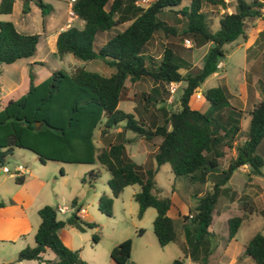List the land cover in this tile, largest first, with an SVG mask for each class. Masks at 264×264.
<instances>
[{
    "label": "trees",
    "instance_id": "1",
    "mask_svg": "<svg viewBox=\"0 0 264 264\" xmlns=\"http://www.w3.org/2000/svg\"><path fill=\"white\" fill-rule=\"evenodd\" d=\"M14 0H0V13L10 14ZM22 14L33 3L41 16L51 10L43 0H20ZM152 0L142 7L136 0H73L72 13L82 21L79 28L69 25L55 37V54L61 57L69 53L80 60L100 59L112 71L102 75L82 67L70 71L53 70L45 79L33 84L34 73L28 65V84L25 92L8 100L0 109V167L14 148L27 150L36 156L40 164L47 161L75 164H98L108 172L106 181L110 195L97 196L96 208L105 216L111 215L112 198L128 185L137 184L133 194L137 204L136 217L146 208L154 209L151 228L157 244L162 247L174 241L172 220L167 215L171 205L168 197H156L151 193L153 176L157 167L168 164L174 176H184L190 181L209 183L207 191L196 198L189 209V221L194 224V239L188 242L187 254L206 264L211 246L207 231L211 213L218 196L224 193V184L238 166L246 164L249 171L264 180L260 167L262 157L256 152L264 138V98L248 111L249 119L245 139L234 145V157L225 168L219 170L224 147H229L239 130L242 111L232 107L221 86H213L201 92L207 108L200 112L189 106L190 97L200 83L217 69L224 56L223 46L237 37H245L246 18L264 16L261 3L234 0L233 12L218 16L217 27L210 31L205 23L202 8H225L224 0ZM162 10H169L184 19L178 31L158 17ZM128 22L120 31L109 36L102 44L95 45L98 35L113 26ZM167 39L160 58L155 63L145 53L146 46L156 33ZM39 34L18 32L9 20L0 21V64H8L18 58L34 54ZM191 39L194 47L207 44L200 66L194 71L180 73L188 63L175 51L171 40ZM210 43L214 45L209 46ZM147 61V63H146ZM148 78L152 82L148 93L136 102L134 112L118 109L119 101L129 100L125 80L134 82ZM169 82H183L175 109L166 108ZM260 89L264 91L261 80ZM152 109L148 110V106ZM163 115V116H162ZM38 123V125H36ZM115 128L119 131L111 133ZM98 131V145L95 132ZM150 140L159 138L154 151L142 164H137L126 154L124 133ZM98 169H89L81 178L90 183L98 177ZM21 183L20 176H14ZM246 197H241L238 208L242 215L226 219V238L234 236L242 221L251 213L264 219V207L257 211ZM75 200L72 199L71 206ZM56 207L43 205L37 210L39 222L33 234V245L17 251L14 261H42V253L48 249L56 260L51 264H85L78 250L66 247L58 237V230L71 226L79 231L96 227L77 216L78 208L63 220L56 218ZM264 226V223H263ZM142 229L136 233L141 234ZM98 237L91 234V240ZM131 239L126 238L109 251L112 264H134L130 261ZM198 253L201 255L198 257ZM242 254L255 264H264V236L254 233L244 244ZM0 264H11L0 262ZM170 264H185L183 258H174Z\"/></svg>",
    "mask_w": 264,
    "mask_h": 264
},
{
    "label": "rangeland",
    "instance_id": "2",
    "mask_svg": "<svg viewBox=\"0 0 264 264\" xmlns=\"http://www.w3.org/2000/svg\"><path fill=\"white\" fill-rule=\"evenodd\" d=\"M43 1L45 3H48L47 0ZM151 1L152 0H139L136 3L144 7ZM224 1L226 7L223 9L210 5L204 6L202 8L205 23L210 31H214L216 29L218 16L223 12H227V8L229 9L232 5L235 4L234 0ZM245 1L251 2L252 0ZM257 1L261 3L260 10L263 14L264 0ZM187 3L188 0H181L177 8L186 5ZM32 15L29 14V18L27 20H29L32 16L33 19H30V21L33 22L28 23V21H26L24 28H19L20 32H24L27 34L41 33V18L39 14L38 18H36L34 14ZM68 15L69 17L71 16L69 13ZM21 16L25 15L21 13L19 8H14L12 14L0 13V21L10 20L12 18L16 23L19 22V17ZM159 17L172 24L174 27H176L178 31L184 24L183 18L169 10H163ZM256 19L258 22H261L264 20V16H260L257 18H246L243 26L245 37H237L235 40L224 44V56L219 61V67H217L215 74H210L200 83L197 89L199 93L213 86H221L225 91L227 97L230 98V95H232L234 91L239 89V87H246L248 93L251 94L254 91L255 94H258L260 99L264 98V91L260 89V83L258 82L259 80L264 82V49H262L264 47H260V49H258L257 47V43H259V41L264 43V39H261V35H258L257 37H254L252 35L254 37V41L249 46L248 52L253 51L258 54L254 66V71L248 69V62H246L245 60L246 51L243 43V39H246V37L250 33L249 29L253 28L252 23ZM65 20L66 16L62 14L58 19V22H52V26L48 28V30L50 31L46 32V34L43 35V39L46 40L50 32L52 33L54 32V30H58V27L61 24H64ZM74 21L75 20H70L68 22H73L74 26H79L77 23H74ZM127 23L128 22H124L122 24L113 26L109 30L104 31L103 33L98 35L95 40V45H100L109 36H111L117 31L122 30L127 25ZM161 35L162 33L159 32L154 34L145 49V53L150 55L151 59L155 63L160 58L162 47L166 43L165 38ZM189 40L191 43V47H185L183 45V41H179V39L177 38L171 40L172 43H174L175 45V51L178 52L179 56H182L184 59H186V62L188 63L187 69H179V72L182 74L186 71L194 72L198 68L201 61L202 50L196 49L197 47L193 46L191 39ZM43 43L44 42L40 40L37 44L38 48L36 55L38 57L50 55V53L48 54L45 52V47ZM48 60L50 61V56L47 57L46 61ZM54 60L56 61V63L59 64V66H61V68L65 70H69L70 68L78 66L86 70L96 71L102 75H107L109 72L112 71L110 68L105 66L100 59L80 60L74 58L69 53L64 54V56L60 60H58L57 56H55ZM6 65L8 64L1 63L0 71H4ZM253 74L256 76V79L252 76ZM124 83L127 89V95L129 100L119 101L116 107L125 112H132V107L134 106V103H136L138 100L140 101L141 96L146 95V93H148L150 89L151 80H149L148 78H143L135 83L129 82L128 80H125ZM181 87L182 85L180 84L176 87V90L173 93H169V100L166 102L167 109L171 110L177 107V98L180 94ZM0 94H2V91L0 92ZM205 105H207V103L202 97L195 98L192 95L189 99V106L198 111H203V106ZM150 109H152V105L148 106V110ZM240 120V127L242 130H245L248 124L247 116H244ZM115 131H119L118 128L112 130L111 133H114ZM127 134L131 135V132H127ZM242 137L243 136H241V134L237 132L233 139H235L238 143V141H241ZM153 142L154 140L148 141V150H152L154 148ZM133 147V143L125 144V149L128 152L132 150ZM224 148L225 149L223 150H225V152H228V150H226V148L228 149V147ZM131 160H133L137 164H139L140 162V159L135 156H131ZM227 162L228 160H226L225 158L223 164L226 165ZM15 163L19 164V166H21L22 168H27L32 163L37 166L42 165L37 161L36 156L34 154L20 148H14L12 152L5 157L4 160V165L7 166V168H10V170L13 169ZM44 167H46L47 169V174H50L49 171L54 174L53 177H47V182L45 184V189L49 192L50 199L57 200L56 202H58L59 206L66 204L70 212L74 209V206H71L72 199H75L77 202H82L83 207L87 208V210H89L90 212L95 209V219H97L96 221H94V223L96 224V227L94 229H85L83 233H79V235H81L82 237L79 240V244L83 246L81 249V254L84 258H87L82 259L80 257V259L83 260L85 263L90 264L88 261V256L91 252V249H93L92 247H95V249L100 250L101 254H103L106 259L109 258V253H107V249L109 248V237H111L114 232L116 233L114 225H118L121 223L118 220H114L112 216H105L104 214L100 213L98 210H96L94 204L89 203V199H93L91 194L92 188L97 191V196L101 193L110 195L109 189L106 184V181L109 176L108 172L105 171L98 164L87 165L48 161L46 162ZM88 169H98L99 175L90 183L82 182L81 178L85 175ZM83 170L86 171L84 172ZM60 172H62L63 175H60ZM245 177L246 175L244 173H238L237 175L233 176V179L231 181L232 183H234L240 179L245 180ZM259 179L261 181V178ZM205 184L207 185L206 187L198 182L193 183L184 176H174L170 172L169 166L166 163L161 164L157 167V170L153 176L151 193L154 194L156 197H168L170 201L173 202V213H171V220L173 231L175 234L174 241L162 247L157 244V242L155 241L156 239L152 233L151 224L154 217V209L146 208L140 218L136 217L137 204L133 200V194L139 190L137 184L125 186L116 197L112 198L113 200L115 199L113 204V213L115 215L121 214L124 211V213L127 214V220L131 219V221L138 224L137 226H139V228H141V226H145V228L149 230L148 234L144 235L142 238L132 239L133 243L131 257L136 260L135 262H137V264H164L166 258L169 256L174 258L181 257L188 264H201L198 260L192 261L188 257L185 258V255L187 254V251H185V249L188 244L184 243V238L182 234L183 231L182 227L180 226V217L177 216V210L180 211L184 209V211H186V208H183V204L179 202V199H193L192 196L196 192H200V194L203 195L209 188V184ZM258 185V183H253V187L250 189V192L253 193L255 191V188L258 187ZM261 185L264 190V182L261 183ZM225 199H229L228 192L218 196L214 206V210L212 212L211 229L214 231V233L213 236L211 238L208 237V239L210 240L211 246L214 245V247L210 251L211 254L209 253L210 256L208 257V254L206 257V264H228V257L236 251V248H238L236 245L237 243H246V241L256 232L264 236V219L258 213H251L242 221L236 233L234 234L235 242H230L229 240H227L226 222H224V219L226 217L231 216H240L242 215V210H236L237 205H235L234 203L230 204V207L223 208L222 205L226 203ZM232 199L241 198L237 197L236 194V196H233ZM256 199H264V191L262 195L258 193ZM193 204L194 202L191 201L189 206L191 205L192 208ZM52 206L55 207L54 204ZM56 213L57 216H60L58 209ZM188 215L189 210L185 218L188 224H191L189 222V219L187 218ZM115 219H117V216H115ZM92 233L96 234V236L98 237L96 242H93L91 240ZM148 235L153 241V245L151 247H148V254L144 256L141 253V247L143 245L146 246L145 243ZM142 241H144L145 243H143ZM247 259L248 262L245 264H254V262L250 258Z\"/></svg>",
    "mask_w": 264,
    "mask_h": 264
},
{
    "label": "crops",
    "instance_id": "3",
    "mask_svg": "<svg viewBox=\"0 0 264 264\" xmlns=\"http://www.w3.org/2000/svg\"><path fill=\"white\" fill-rule=\"evenodd\" d=\"M137 1L139 0H136V2ZM47 2L51 5V10L49 13L43 16H41L40 10L33 3H29V11L24 14L27 17L25 16L19 17V22H16V23L14 22L12 18L9 20L13 23L15 29L18 32H20L19 28L23 29L26 24V21H28V23L33 22V21H30V19H33L32 14H34L36 18H38V14H39L41 18L42 28H41V33L38 36L34 54L28 57L18 58L13 62L8 63L4 71H0V92L2 91V94H0V109L3 107V105L8 100L15 99L25 92L27 88V84H28V76H27L28 69L27 68L29 64L31 66V70L34 73V77L32 80L33 84H37L43 79H45L53 70H58V69L65 70L61 68V66H59V64L56 63V61L54 60L56 56L55 46H54L55 37L60 30L67 28L69 25H73V22L70 23L68 21L75 20L74 23H77L79 25L77 27L79 28L82 26V21L77 19L73 13H69V11H71L70 10V6H71L70 0H47ZM14 8L16 9L21 8L20 0L13 1L11 14ZM234 8H235V4L232 5L229 9L227 8V13L233 12ZM162 12L163 10L158 14V17ZM68 13L71 15L70 17ZM29 14H31L32 16L29 20H27L29 18L28 17ZM62 14L66 16V20L64 24H61L62 26L61 25L59 26L57 24L59 26L58 30L56 29L54 30V32L52 33L50 32L47 39L44 40L43 35L46 34V32L50 31L48 30V28L52 26V22H58V19L60 18ZM161 20L165 21L164 19H161ZM165 22L169 25H172L168 23L167 21ZM252 25H253V28L249 29L250 33L248 34L246 39H243L244 40L243 43H244V48L246 51L245 60L246 62H248L247 63L248 69L254 71V66H255L256 58L258 57V54L253 51L248 52V48L253 43L254 37L261 35L262 37L261 39L262 40L264 39V20L261 22H258L256 19L255 21H253ZM20 33L27 34L24 32H20ZM40 40L44 42L43 44L45 47V52L48 54L50 53L49 55L50 61L49 60L46 61L47 57H49L48 55L47 56L44 55L40 57L36 55L37 48H38L37 44ZM165 40L167 42L166 38ZM257 47L258 49H260V47H264V43L259 41V43H257ZM206 48H207L206 44L201 45L196 48L198 50H202L201 58L203 54L205 53ZM63 56L64 54L61 57L57 56V59L60 60ZM180 57L183 58L182 56ZM184 60L186 61V59ZM200 64H201V61H200ZM71 69L72 68H70L69 70H65V71H70ZM109 74L110 72L107 75ZM212 74H215V72ZM252 76L255 77L256 79V76L254 74ZM139 80L134 81L132 83L138 82ZM180 84L182 86L184 85L183 82H178L176 83V87L179 86ZM151 86H152V82L150 83V87ZM166 89H167V86H166ZM196 94H198V97L195 96ZM193 96L195 98L202 97L201 93H199L198 91L195 92ZM227 99H228L229 104L232 107L242 111L243 114L241 118H243L244 116H247L248 119H249L248 111L253 107V105H255L257 102L261 100L258 94H255L254 91L251 94L248 93L246 87H239V89L234 91L232 95H230V98L227 97ZM168 100L169 99L167 98L166 102ZM134 105H136V103H134ZM207 105L203 106L204 110L207 108ZM132 112H134V110ZM240 121L241 120H239V123H238V126H239L238 133H240L241 136L243 137L241 141H238V143H241L242 141H244L245 139L244 134L247 128L246 127L245 130H242L240 127ZM94 136L97 140L96 141L97 144L99 145L100 141L97 139L98 131L95 132ZM123 137L128 140L125 144H130V143L134 144L133 149L130 150L129 152L126 151L125 149L126 154L130 158L131 156L138 157L140 159L139 164H142L146 160L148 155L154 151L159 141V138L157 137H153L150 140H144L141 137L134 136L133 133H131V135H128L127 132L124 133ZM153 140H154L153 142L154 148L152 150H148V141H153ZM236 143L237 141L233 139L228 149L226 148L228 152H225V150H223L224 152L223 156L220 158V165H219L220 171L223 170L226 166L225 164H223L224 159L226 158V160H229L231 157H234V154H235L234 145ZM125 144H124V147H125ZM256 152L263 159V164L260 167V171L262 174H264V138L258 144L256 148ZM45 164L46 163L42 164L41 166L39 165L37 166L32 163L27 168L23 167L21 170V174L19 175L22 178V181L19 184L14 182L13 180L14 176L11 173L1 172V169H0V262H10L11 264H51L56 260V257L54 256V254L50 252L48 249H45L44 252L42 253V259H43L42 261H37V260L14 261L15 255L18 250H20L24 246L33 245V234L39 222L37 210L41 206L43 205L52 206L54 204L56 209H58V212L60 215V216H57V213H56V218L60 220L65 219L72 212L68 210L66 204L59 206L58 202H56L57 200L55 199L52 200L49 198V192L45 189V184L47 182V177L48 178L49 176L53 177L54 174L51 171H49L50 174H47V171H46L47 169L46 167H44ZM16 165H19V164L15 163L13 168ZM8 169L10 170V168ZM238 173H244L246 175L245 180L240 179L232 183L231 180L233 179V176L237 175ZM60 175H63L62 172H60ZM258 177L261 178V181ZM192 182L194 183V181ZM263 182H264L263 178L259 175L252 174L249 171V167L246 164H242L238 166L236 169L233 170V172L230 174L228 180L223 186L224 193L228 192V195H229V199H225L226 203L222 205L223 208L230 207V204L234 203L235 205H237L236 210H238L239 209L238 203L240 199H232V197L236 196L237 194V197H240V198L246 197L247 199H244V200L245 201L249 200L250 203L255 207L257 211L262 210L264 207V199H256V197L258 193L262 195L264 191L261 185V183ZM205 183H208V182H205ZM205 183H203V185L206 187L207 185ZM253 183L255 184L258 183L259 185L257 188H255V191L251 193L250 189L253 187L252 186ZM91 194H92L93 199H89V203L94 204V206L96 207L97 191L94 188H92ZM200 195H201L200 192H196L192 196L193 199H179V202L183 204V208H186V211H184V209L180 211L177 210V216L180 217V222H181L180 226L182 227V231H183L182 234L184 238V243L186 244H188V242L194 239L195 234H194V224L191 223L190 221L189 222L191 224H188L185 216L188 210L191 209V205L189 206L190 202L191 201L194 202L193 204L194 206L196 203V198L199 197ZM114 200H112L110 216H112L114 220H118L121 224L114 225L116 233L114 232V234L111 237H109V248L107 249V253H109L110 249L117 243L121 242L122 240L126 238H130L131 239L130 261L133 262L134 264H137V262H135L136 260H134L131 257L132 243H133L132 239L142 238L144 235L148 234L149 230L145 228V226H141V228H139V226H137L138 224L131 221V219L127 220V214H125L124 211L121 214L115 215L113 213ZM172 206H173V202L171 201V205L169 209L167 210V215L171 219H172L171 213H173ZM77 208L79 209L77 212V216L80 217L82 220L87 221V222L96 221L97 218L95 219L96 217L95 209H93L94 211L92 210V212H90L89 210H87V208L83 207L82 202H77L75 200L73 211H75V209ZM115 216H117V219H115ZM227 218L228 217L224 219V222H226ZM211 224H212V213H211V222L209 226L207 227V231L210 233H214V231L211 229ZM137 229H142L143 230L142 233L137 234L136 233ZM84 231L85 229L83 231H79L74 227L64 226L58 230V237L62 241V243L69 249L78 250L79 257H81L82 259H87L82 256L81 249L83 246L79 244V240L82 238L81 235H79V233L81 234ZM229 241L235 242L234 236L230 238ZM142 242L145 243L144 241ZM145 244L146 246L143 245L141 247V253L144 256L148 254V247H151L153 245V241L151 240L149 235L147 236V240ZM244 244L245 242L243 244H240V243L236 244L238 248H236V251L228 257L227 259L228 264H240V263L245 264L248 262L247 258L249 257L244 256L242 254ZM92 248L93 249H91V252L88 256L89 257L88 261L90 264H112L111 260L109 258L106 259L104 255L101 254L100 250L95 249V247H92ZM210 254L208 255V257L210 256ZM197 255L199 257L201 254L198 253ZM186 257H188L192 261H197L196 259H192L188 254L185 255V258ZM173 259L174 257H171V256L167 257L164 264H170V262ZM185 264H188V263L185 262Z\"/></svg>",
    "mask_w": 264,
    "mask_h": 264
},
{
    "label": "built area",
    "instance_id": "4",
    "mask_svg": "<svg viewBox=\"0 0 264 264\" xmlns=\"http://www.w3.org/2000/svg\"><path fill=\"white\" fill-rule=\"evenodd\" d=\"M70 1L72 3L73 0H70ZM69 13H72V11H69ZM183 45L185 47H191L190 40L189 39H183ZM217 67H219V63L217 64ZM167 90L169 93H173L176 90V83L169 82L167 85ZM195 96L198 97V94H196ZM0 169H1V172H9L13 176H19L21 174L22 167L19 165H16L12 170H9L7 167L2 166V167H0ZM59 210H61V209H59ZM188 217H190V214L188 215Z\"/></svg>",
    "mask_w": 264,
    "mask_h": 264
},
{
    "label": "water",
    "instance_id": "5",
    "mask_svg": "<svg viewBox=\"0 0 264 264\" xmlns=\"http://www.w3.org/2000/svg\"><path fill=\"white\" fill-rule=\"evenodd\" d=\"M214 44L213 43H210L209 46L212 47ZM36 125H38V123H36Z\"/></svg>",
    "mask_w": 264,
    "mask_h": 264
}]
</instances>
